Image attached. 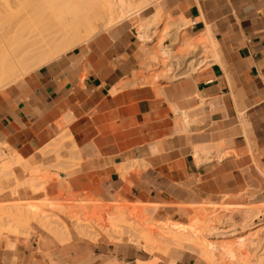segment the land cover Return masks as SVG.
Wrapping results in <instances>:
<instances>
[{"label": "crops", "instance_id": "0c3cea01", "mask_svg": "<svg viewBox=\"0 0 264 264\" xmlns=\"http://www.w3.org/2000/svg\"><path fill=\"white\" fill-rule=\"evenodd\" d=\"M158 8L181 25L179 38L169 39L172 52H162L164 71L183 43L205 34L216 58L147 81L163 69L151 58L157 41L138 35L147 19L137 26L127 19L1 89L0 153L8 159L0 175L8 169L13 179L3 183L0 203L64 191L140 202L167 217L245 193L252 203L242 209L264 213V0H160L141 13ZM8 160L16 162L11 169ZM42 178L44 189L34 191L30 182ZM16 182L26 186L13 195ZM234 204L221 211L241 215ZM19 208L29 207L4 213ZM38 231L3 232L0 264H198L186 253L155 257L135 244L92 241L71 224L64 242Z\"/></svg>", "mask_w": 264, "mask_h": 264}, {"label": "bare ground", "instance_id": "6f19581e", "mask_svg": "<svg viewBox=\"0 0 264 264\" xmlns=\"http://www.w3.org/2000/svg\"><path fill=\"white\" fill-rule=\"evenodd\" d=\"M158 1L159 0H0V86L2 82L10 76L15 75L21 78L26 75L28 71L59 58L81 43L90 41L96 34L100 25L101 30L104 27L124 22L126 19L147 10L153 3ZM160 13H155L151 16L150 22L146 21L141 26L136 27V29L140 33V36L146 39V37L149 38L157 31V26L162 25L163 28L160 30L162 33L158 39V47L162 49L167 45V42H170V38L176 39L177 32H175V27L177 23H175L173 19L169 21L166 20V22L164 21L162 23ZM151 29H154V31L150 33ZM205 39L208 40L207 44L203 42ZM200 40L183 43L182 48H180L181 51L178 50L182 52V55L180 54L181 60L179 59V64L177 62L178 60L175 59L176 55L175 58L173 57L175 61L177 60L175 62L176 65H174V63L170 71L168 70L165 74H160L155 77L154 80H162V78L164 79L168 76L173 78V75L180 71H182L181 74H184L193 70L195 66L204 64V62L209 59V56H211L209 52L216 51V45L212 36L209 34L203 35ZM198 52H203L201 58L198 56L200 54H198ZM152 57L154 56L151 55V58ZM188 58L192 60L187 62ZM194 58L196 60H194ZM208 62L206 61V63ZM182 69H186V71L183 72ZM205 150L206 149H204V151ZM3 158H5V156L0 153V161ZM18 162L20 161L18 160ZM15 163V160H8V162L6 161L5 167H13ZM6 170L8 171V169ZM7 171H5V175H7ZM36 182V179H33L30 185L34 187L37 185ZM39 209L37 205L35 207L33 206V208L29 207L26 210H20V208L19 210L15 209L14 213L9 210L7 213L0 214V217L6 215V217L10 219L9 222L13 221L15 224L21 223L20 225L23 224L22 228H26L32 220H36V222L42 221V216L40 217L41 213H37ZM257 210L259 211V209ZM257 210L256 208L249 207L242 211L241 215L246 222L245 224L253 222V218L255 219L257 216L256 214H258ZM61 211L63 212V209H61ZM201 216L204 218V214H201ZM208 216L205 218V224L188 223L183 225L168 221L163 223L160 221L161 223H149L152 226L148 227L149 225H147V229L152 230L153 232L151 231V233H153V235H156L159 239L164 241L162 244L166 252L169 249V243L189 246L194 252L200 254V257L206 256L209 258L208 261L214 260L219 264H224V260L228 257L232 259L234 255L241 256L242 252L240 251L245 248L247 250V255L250 254V256H246L240 263L237 261V263L234 262L233 264L260 263L259 259L264 258L262 257L264 255V237L259 236L261 232L264 234V228H261L256 234L254 233V236L252 234L246 238L237 237L240 243H237L238 246H234L229 240H221L220 238L232 236L233 239V235L238 234V229H235L234 225L224 226V222L221 221L224 217L223 215L221 216V214L215 216L210 215L209 218ZM42 219L44 222L45 219L43 217ZM147 220L153 221L154 219L148 218ZM218 224L220 227L216 226ZM76 226L79 229H83L80 224L76 223ZM245 227L243 226V228ZM243 228L241 226L239 229L241 230ZM5 230V232L10 233L13 228L8 227V229ZM67 232L68 230H66L64 234L66 235ZM1 234L2 231H0V236ZM151 241L152 240H150V242ZM163 246H161V248H163ZM261 251H263V253ZM239 252L241 254H239ZM260 252L262 254H259ZM232 253H234V255H232Z\"/></svg>", "mask_w": 264, "mask_h": 264}, {"label": "rangeland", "instance_id": "374dc122", "mask_svg": "<svg viewBox=\"0 0 264 264\" xmlns=\"http://www.w3.org/2000/svg\"><path fill=\"white\" fill-rule=\"evenodd\" d=\"M159 2H160V0L158 2L153 3V5L151 7L157 6L159 4ZM155 13H160V18L162 17V21H161L162 23L164 21L166 22V20L167 21L170 20L169 16L164 15L159 8L157 9V11ZM155 13H149V14H146V16H145V14L140 13L137 16L135 15V17L132 16L129 19L137 26L143 20L148 18L147 20L143 21L139 25V26H141L146 21L150 22V20H151L150 16L154 15ZM116 25L117 24H115L113 26H107V27L102 28L101 30H100V27H101V25H100L98 27L94 37L96 35L102 33V32L108 31L109 29H111L112 27H114ZM139 26H137V27H139ZM162 28H163L162 25L157 26V29H156L157 31L155 33H153L149 38H147V37H146V39L143 38L144 43L146 42L145 40H149L147 42V45L153 44L155 41H157L156 42V51L154 52V55H153L154 57L156 56V58L152 57V60L156 62L157 67H160V65H161V68L163 67L162 71L159 74L145 78L147 81H151V80L155 81L154 80L155 77H157L163 73L165 74L168 70L170 71L173 68V64L177 60H178L177 62L179 64V62L181 60L180 54L182 55V52H180L181 50L177 51L180 49L179 48V49L175 50V51H177L176 53L171 54L170 59H167L169 61V63L171 64V66L169 67L168 70L164 71V69H166V65H165L166 61L163 60V57L165 55H163L162 52H164V53L172 52L171 45H173L174 43L173 42L167 43V45L165 46L163 51H161L158 48L157 43H158V39L161 36L162 32H160V30ZM153 31H154V29H151L150 33ZM180 31H181V25L178 24L175 27V32H177L178 38H179V32ZM138 35H140V33ZM200 39H198V40H200ZM173 40L175 41V39H173ZM150 49H152V48L149 47V50ZM209 53L211 55L210 56L211 58H216V52L211 51ZM159 56L162 57V58H160V60L158 58ZM175 56H176V58H175ZM173 57L177 60L175 61ZM174 65H176V63ZM38 68H40V67H37V68H34L33 70L28 71L27 74L37 70ZM150 69H151V67H150ZM24 76H22L21 78H23ZM9 78H7L8 80L6 79L2 82L1 86L2 85L3 86L2 87L0 86V88L3 89L5 87L17 82L19 79H21L20 77H16L15 75L10 76ZM14 80H16V81H14ZM205 152H207V150H205ZM68 160L70 161L69 165L74 164V162H72L70 159H68ZM11 179H13L11 175H3V174L0 175V194L8 189V187L3 186V183L4 182H10ZM36 183H37V185L34 187L31 186V188L34 191L43 190L44 187H42V186L46 183V178H42L40 180H37ZM24 186H26V185H23L20 182H16L15 186H12L10 188V190H11L13 195H18L17 189L19 187H24ZM227 203H231V204L235 203L233 205V209H237V208L242 209L243 207L249 206L248 203H252V201H251V198L245 193L235 195V196L224 195L218 201H206V202H202L200 204L192 205L191 211H189V212L179 211V212H176L175 216L161 217L159 215L153 214L149 210L147 205L140 203V202L131 203V202H127V201H119V202H115V203H105V202L99 201L98 199H96L92 196L86 195V194H82V193L78 194V193H71V192L65 193L64 191H62L61 194L59 195L58 199L56 197H54V198L46 197L45 199L40 200V201H36V202H26L25 203V202L17 200L15 202H11V203H0V214L4 213L6 210L11 208L13 205H17V206H21V207L26 206V207H32V208H33V206L35 207L38 205V208H40V209H39V212L37 211V213H41L40 217L42 216L45 219L44 222H43L42 217H41L42 221L41 222L38 221L39 223L36 222V220L35 221L32 220L33 222L30 221V223L32 222L31 227L30 226H27L26 228L23 227V229L25 231H29V232L24 233V234H16L18 236H25V237L34 236L35 234H37L39 232L38 229H41L45 232H48L49 236L55 238L59 242H64L63 240H60L61 234L64 233V231L69 230V224H71V225H73V227H75V229L82 236H84L87 239L92 240V241H97V240H100V239L105 237L108 241H111V242L135 244L140 249L145 250L148 254L153 255L155 257L170 255L171 253L172 254L177 253L178 255L180 253H186V254H189V255H192L193 257H195L198 264H216L217 261H214V260L208 261L209 258L206 256L200 257V254L194 252L192 249H190L189 246L177 245V244L168 242L169 243V249L166 252V250H164V246L162 244L164 241L159 239L156 235H153V233H151L152 230L147 229V225H149L148 227H151L152 225L149 223H154V222L155 223H161V222L166 223L167 221L168 222L175 221V222H171V223L182 222V223H178V224H183V225L188 224V223L189 224H205V220H206L205 218H207L208 214H209V216L210 215L215 216L217 214H221V216L223 215V217H224L221 220L222 222H224L223 225L224 226H233L234 225L235 229L236 228L238 229V231H237L238 234L233 235V239H232V236L220 238V239L221 240L222 239L229 240V242L233 243L234 246L235 245L238 246V244L240 243V240L237 237H245L246 238V237L251 236L252 234L254 236L256 234V232H259V230L261 228H264V213L262 211L257 212L258 214H256L257 216L255 217V219L253 218L252 223L245 224L246 222L243 220L242 215L235 214V212H233L231 209H230L231 212H230V210H227L225 212L221 211V210H223V207H226L225 205ZM213 205H215V207L217 206L216 210L214 208L215 211L212 209ZM64 207L65 208L67 207V208L65 209ZM61 209H63V212L61 211ZM214 213H217V214H214ZM201 214H204V218L201 216ZM38 216H39V214H38ZM209 216H208V218H209ZM148 218H150L152 220L154 219V220L149 221V220H147ZM7 220H10V219L7 218L6 215L0 217V231H2V233L6 231L5 229L2 228V226L6 225L5 221H7ZM11 223H13V221ZM30 223H29V225H30ZM40 223H42L43 225ZM76 223L80 224L83 227V229H79L76 226ZM13 224H12L13 226L9 227V228H13V230H11L10 233H12V232L14 233V232L18 231V228H19L18 226L22 227V225H23V224L20 225L21 223H17V224L13 223ZM216 226L220 227L219 224ZM241 226H242V228H243V226L244 227L247 226V227L241 229L242 230L241 231L239 229V228H241ZM6 229H8V228H6ZM15 229H16V231H15ZM150 233H151V235H150ZM260 234H259L260 236L258 235L259 237H264L263 232H261ZM151 236H152V238H151ZM39 237H45V236L39 235ZM148 237H150V238H148ZM210 238H213V237H210ZM150 240H152L153 243H152V241L150 242ZM161 246H163V248H161ZM240 252H242L241 256H235L234 253H232V255H234L233 258L231 259V257H228L226 260H224L225 261L224 264H233L234 262L237 263V261H238V263H240V261L242 259H244L246 256H250V254L247 255V253H246L247 250L245 248H243L242 251H240ZM240 252H239V254H241ZM261 252L263 253V251H261ZM261 252L259 254H262ZM244 254H245V256H244ZM252 256H253V254H252ZM262 257H264V255ZM260 259H259V261H260L259 264H264V258H260ZM243 263H244V260H243ZM217 264H219V263L217 262Z\"/></svg>", "mask_w": 264, "mask_h": 264}]
</instances>
